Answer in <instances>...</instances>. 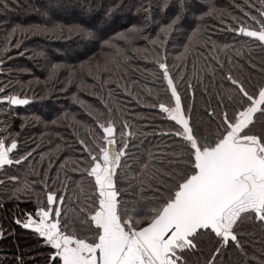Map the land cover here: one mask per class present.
<instances>
[{"label": "snow or ice", "instance_id": "1", "mask_svg": "<svg viewBox=\"0 0 264 264\" xmlns=\"http://www.w3.org/2000/svg\"><path fill=\"white\" fill-rule=\"evenodd\" d=\"M93 4L94 0H55L44 9L43 24L17 25L6 42L19 49L18 32H63L65 26L53 21L60 14L77 12V22L68 31L85 48L99 43L111 52L103 64L89 60L80 65V71L86 72L101 92L114 82L106 79L105 73L110 77L133 58L148 59L152 54L170 96L151 107H158L171 122V128L152 135L171 137L172 141L141 153L143 142H134L127 120L117 127L114 109L105 105L99 116L89 112L95 130L90 129L86 139L77 138L80 155L72 161V171L81 179L71 210L65 207L69 184L59 175L52 177L51 168L47 173L41 168L37 174L42 176L45 195H36L34 210L15 223L32 230L40 250L45 251L43 264H233L230 250L244 257L243 264H264V250L249 255L242 243L249 226L258 225L264 231V77L253 82L251 74L229 69L221 71L218 79L217 69L207 63L203 69L194 63V75L190 76L188 61L199 51L205 36L199 25L177 56L173 73L169 37L190 13L201 10L197 0H155L156 8L151 2L141 5L144 22L113 38H106L107 24L93 15ZM248 7L256 5L249 0ZM157 10L163 13L159 20ZM215 11L213 8L203 15ZM256 13L244 11L250 24L241 23L234 30L264 47V3ZM105 15L110 16L111 11ZM137 42L144 47L135 46ZM8 50L4 49L5 56ZM129 50L135 57L128 55ZM215 62L222 70L223 63ZM4 63L0 56V65ZM59 67L53 65L50 76ZM255 67L251 65L250 72ZM197 85L203 102L199 114ZM187 97L192 98L190 103H185ZM29 102L27 97L9 93L8 85L0 86V106ZM19 144L18 134L10 128L0 132V170L28 164L32 159L33 150L20 154ZM55 151L63 154L62 145L57 144ZM48 163L54 166L51 155ZM66 166L61 164V168ZM7 180L15 182L12 197L20 199L24 194L31 199L35 180L30 184L26 178L21 184L15 175ZM50 180L60 183L63 191L50 188ZM65 180L71 178L65 174ZM85 181L90 194L85 192ZM3 184L5 180L0 179ZM17 260L24 264L22 257Z\"/></svg>", "mask_w": 264, "mask_h": 264}, {"label": "trees", "instance_id": "2", "mask_svg": "<svg viewBox=\"0 0 264 264\" xmlns=\"http://www.w3.org/2000/svg\"><path fill=\"white\" fill-rule=\"evenodd\" d=\"M150 2L153 8H156L155 0H94L92 13L99 15L100 20L106 22V38H113L131 26L143 23L145 13L141 5L147 6ZM52 3H55V0H0V56L5 60V63L0 65L3 69L0 73V86L8 85L9 93L30 99V103L23 107L0 106V132L10 128L14 134H18L19 147H22L19 149L20 154L33 150V157L28 164L4 169L2 177L5 184L0 185V215L6 226L11 225L12 217L20 210H34L36 195H45L42 176L37 174L41 168L45 173L51 168L52 177L59 175L64 183L69 184V197L65 207L71 210L72 201L79 191L77 182L81 179L78 173L72 171V161L80 155L77 138L86 139L89 130H95L89 112L93 116H99L105 105L114 109L117 127L127 120L134 133V142L137 145L143 142L141 153L147 150L155 151L172 141L171 137L152 135L153 132L171 128V122L162 116L158 107H151L153 104L166 102L170 96L158 67L152 62V54H149L148 59H144L135 57V53L129 50L128 55L135 58L110 77L105 73V78L114 82L110 89L106 87L101 92L92 78L86 72L80 71V65L89 60L94 64H103L105 56L111 55V52L102 49L99 43L89 44L85 48L74 34L68 31V27L77 22L74 19L77 12H72L71 15L60 14V18L53 21L65 26L63 32H47L42 35L18 32L16 39L21 42L22 47L17 49L7 44L6 37L17 25L43 24L46 20L44 9ZM197 3L201 5V10L190 13L188 20L170 34L167 49L173 73L175 74L177 56L183 51L185 44L189 43L193 30L199 25L205 36L200 41L199 51L188 61L190 76L194 75V63L199 69H203L207 63L217 69L218 79L221 71L227 72L229 69L236 74H251L253 82L264 77V47H260L258 42L251 38L238 35L234 30L241 23L250 24L244 17V11L258 15L256 8H259L264 0H251L256 8L248 7L249 0H197ZM213 8L215 13L203 15ZM108 11H111L110 16L105 15ZM162 17L163 13L157 10V19ZM116 42L123 46L121 41ZM14 43L15 41L13 45ZM135 46L144 47L140 42ZM5 48L9 49L6 56ZM216 60L223 63L222 70ZM253 64L256 67L250 72ZM53 65L61 67L55 69V74L50 76ZM193 83L196 81L193 80ZM183 94L182 90V96ZM191 100V97H187L185 103H190ZM202 103L201 90L197 85V114L202 108ZM107 115L104 111L105 118ZM4 134L7 135L6 132ZM57 144L62 145L63 154L55 151ZM49 155L54 166L48 163ZM61 164L67 166L61 168ZM65 174L71 178L70 181L65 180ZM12 175L19 177L21 184L26 178L30 184L33 180L37 182L31 190V199L24 194H21L20 199L12 197L11 189L15 182L7 180V177ZM48 186L53 190L63 191L60 183L54 184L50 180ZM84 188L86 193H91L87 181ZM15 228L17 231L14 234L5 233L6 248L5 254H0V264H20L17 257H22L24 264H43L45 251L40 250L41 245L33 232L23 227ZM245 231L247 238L242 243L245 244L246 251L249 255L253 252L259 254L264 250V231L258 225H251ZM20 240L24 241L19 242ZM229 257L233 264H243L244 257L236 251L230 250Z\"/></svg>", "mask_w": 264, "mask_h": 264}, {"label": "flooded vegetation", "instance_id": "3", "mask_svg": "<svg viewBox=\"0 0 264 264\" xmlns=\"http://www.w3.org/2000/svg\"><path fill=\"white\" fill-rule=\"evenodd\" d=\"M21 148L22 147H19V149H21ZM3 172H4V170H0V179H3V177H2L3 176ZM28 212H30V211H27V210L24 211L23 210L21 212V210H20L19 213L15 214V216L12 217V219H11V222L12 223H11V225L7 224V226H6L5 221L3 220V217H1V215H0V221H4V222H0V254H3V255L5 254V252H4V250L6 248L5 247V243H6L5 233L6 232H10L11 234H14L17 231V229L15 228V226L22 227V225L16 224L15 221H16V219L24 220L25 219V215Z\"/></svg>", "mask_w": 264, "mask_h": 264}, {"label": "water", "instance_id": "4", "mask_svg": "<svg viewBox=\"0 0 264 264\" xmlns=\"http://www.w3.org/2000/svg\"><path fill=\"white\" fill-rule=\"evenodd\" d=\"M22 98H24V97H22ZM29 99V98H28ZM29 101H30V99H29ZM30 103V102H29ZM23 106H25V105H22V106H13V107H23Z\"/></svg>", "mask_w": 264, "mask_h": 264}, {"label": "rangeland", "instance_id": "5", "mask_svg": "<svg viewBox=\"0 0 264 264\" xmlns=\"http://www.w3.org/2000/svg\"><path fill=\"white\" fill-rule=\"evenodd\" d=\"M122 19H124V17H122ZM22 241H24V240H20L19 242H22Z\"/></svg>", "mask_w": 264, "mask_h": 264}]
</instances>
